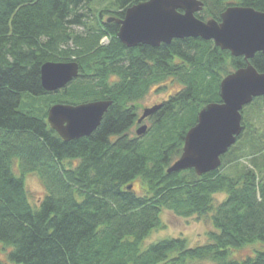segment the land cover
<instances>
[{
  "label": "trees",
  "instance_id": "1",
  "mask_svg": "<svg viewBox=\"0 0 264 264\" xmlns=\"http://www.w3.org/2000/svg\"><path fill=\"white\" fill-rule=\"evenodd\" d=\"M95 1L0 0V243L8 259L264 264V250L243 259L230 256L234 248L264 242V126L255 122L264 96L242 110L244 129L218 168L201 175L194 168L167 171L181 156L200 110L221 101L222 79L246 66V59L201 37L128 47L118 37L120 25L103 19L113 14L109 10L88 24ZM140 1L145 0H113L114 15L123 17ZM202 1L204 8L196 13L202 20L220 21L230 5L264 11V0ZM76 25L85 31H75ZM47 61H76L80 74L63 89L46 91L41 67ZM251 61L264 72L263 52ZM168 81L180 87L145 119L146 132L132 135L140 117L137 102L156 84L165 89ZM25 94L45 99L40 115L21 109ZM99 99L112 104L88 136L66 141L48 122V110L57 102ZM16 158L22 175L15 172ZM27 173H37L47 191L37 207L26 187ZM219 192L227 196L216 205ZM165 210L186 218L211 214L215 229L199 245L166 237L144 246L163 227Z\"/></svg>",
  "mask_w": 264,
  "mask_h": 264
},
{
  "label": "water",
  "instance_id": "2",
  "mask_svg": "<svg viewBox=\"0 0 264 264\" xmlns=\"http://www.w3.org/2000/svg\"><path fill=\"white\" fill-rule=\"evenodd\" d=\"M202 0H145L129 6L117 22L119 39L128 47L146 44L158 47L173 39L201 37L213 40L235 57L244 56L246 66L226 75L220 84V102H210L199 114L197 123L186 136L181 156L168 167V172L194 168L201 175L218 168L222 155L237 141L244 129L242 110L255 97L264 96V72L252 63L257 52L264 53V11L243 5H230L221 20H202ZM80 74L76 61H47L41 67L43 88L49 92L63 89ZM112 100L99 99L78 104L57 102L48 110V122L66 141L92 134L101 124ZM160 108V104L144 109L138 119L142 123ZM148 126L142 125V135ZM133 188V184L129 186Z\"/></svg>",
  "mask_w": 264,
  "mask_h": 264
},
{
  "label": "rangeland",
  "instance_id": "3",
  "mask_svg": "<svg viewBox=\"0 0 264 264\" xmlns=\"http://www.w3.org/2000/svg\"><path fill=\"white\" fill-rule=\"evenodd\" d=\"M227 2H234L236 0H226ZM91 9L88 11L90 14V17H88V23L95 22L96 18L101 14L102 12L108 11L112 12L113 14H108L104 16V20H106L108 17L114 16L115 12L118 10V7L115 6L113 3V0H96L93 5L90 6ZM89 7L82 8L84 11L88 10ZM122 10V9H120ZM120 18V17H118ZM73 29L77 32L85 31L84 26H74ZM109 39L106 37L104 38V41L102 43H108ZM180 86L178 84H172V82H167V87L165 89H162L159 84H156L152 86L150 91L147 93V95L141 99L137 104H139V113L140 116L142 115L144 109L148 107H152L156 104L162 103L164 100H166L170 94L178 90ZM27 94L23 97V103L21 109L28 110V109H34L35 112L40 115V108L43 105L45 99H37L35 98L29 99L27 98ZM30 102V104H27V102ZM87 102V101H86ZM74 104V103H71ZM253 112V111H252ZM256 113L253 114V116ZM255 122L258 125L264 126V108L260 111V115L258 118L255 117ZM149 126V121H144L140 124L135 125L132 130V135H137V130L142 125ZM17 160V166L16 168V174L22 175V170L19 166V159ZM26 187L29 192L30 200L32 204L37 207L39 206V203L41 199L46 195L47 191L45 188V185L42 181V179L39 177L37 173H27L26 174ZM140 179L136 180L135 182V188L136 190H141V183ZM227 194L225 192H219L215 194V204L217 205L220 203L223 199H225ZM162 220H163V227L154 230L145 240H144V246L148 245L149 243L156 242L160 239L166 238V237H185L188 240L189 245H199L203 244L206 241H208V233L211 230H214V226L211 220V214L208 215H195L192 217H179L175 215L170 210H165L161 214ZM258 250H264V242L255 241L252 243H248L244 245L241 248H234L231 250L230 256L237 259H243L244 257L254 255ZM0 264H19V263H13L8 259L7 252L3 249V245L0 243ZM188 264H215L214 262L210 261H191Z\"/></svg>",
  "mask_w": 264,
  "mask_h": 264
},
{
  "label": "flooded vegetation",
  "instance_id": "4",
  "mask_svg": "<svg viewBox=\"0 0 264 264\" xmlns=\"http://www.w3.org/2000/svg\"><path fill=\"white\" fill-rule=\"evenodd\" d=\"M124 17V16H123ZM123 17H120V18H123ZM139 46V45H138Z\"/></svg>",
  "mask_w": 264,
  "mask_h": 264
}]
</instances>
